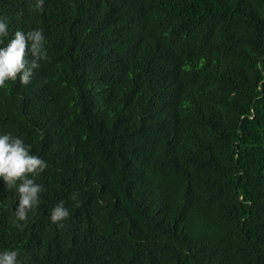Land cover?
Listing matches in <instances>:
<instances>
[{"label": "trees", "instance_id": "1", "mask_svg": "<svg viewBox=\"0 0 264 264\" xmlns=\"http://www.w3.org/2000/svg\"><path fill=\"white\" fill-rule=\"evenodd\" d=\"M0 0L48 59L0 88V135L47 168L17 264H264V0ZM74 192L79 195L71 199ZM64 201L70 215L50 220ZM23 227H17V225Z\"/></svg>", "mask_w": 264, "mask_h": 264}, {"label": "clouds", "instance_id": "2", "mask_svg": "<svg viewBox=\"0 0 264 264\" xmlns=\"http://www.w3.org/2000/svg\"><path fill=\"white\" fill-rule=\"evenodd\" d=\"M44 0H35L31 5L33 11H44ZM8 35V22L0 18V44ZM48 59L45 47V36L42 29L36 28L28 32L17 30L6 47H0V88L6 81H19L29 85L34 69L41 67V61ZM31 145H26L21 138L11 134L0 135V177L9 189H15L18 194L16 218L18 221L28 219L29 211L38 206L43 187L29 178L43 172L47 163L37 155L30 154ZM79 193L74 192L71 199L76 200ZM70 215L64 201L57 203L52 209L50 220L61 224ZM17 227H23L18 224ZM18 251L5 250L0 252V264H17Z\"/></svg>", "mask_w": 264, "mask_h": 264}]
</instances>
